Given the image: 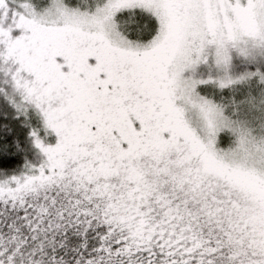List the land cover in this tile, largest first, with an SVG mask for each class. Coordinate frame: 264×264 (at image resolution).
Wrapping results in <instances>:
<instances>
[{
	"label": "snow or ice",
	"instance_id": "obj_1",
	"mask_svg": "<svg viewBox=\"0 0 264 264\" xmlns=\"http://www.w3.org/2000/svg\"><path fill=\"white\" fill-rule=\"evenodd\" d=\"M0 264H264V0H0Z\"/></svg>",
	"mask_w": 264,
	"mask_h": 264
}]
</instances>
